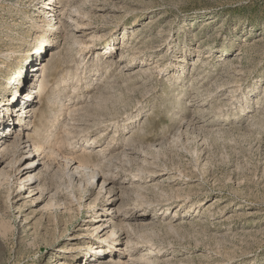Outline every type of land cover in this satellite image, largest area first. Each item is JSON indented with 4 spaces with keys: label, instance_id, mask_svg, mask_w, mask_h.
Wrapping results in <instances>:
<instances>
[{
    "label": "rangeland",
    "instance_id": "1",
    "mask_svg": "<svg viewBox=\"0 0 264 264\" xmlns=\"http://www.w3.org/2000/svg\"><path fill=\"white\" fill-rule=\"evenodd\" d=\"M39 1L0 0V108L22 121L18 91L35 100L52 192L21 188L33 155L1 160L0 264H264V0H52L53 23ZM61 156L87 166L74 190ZM116 211L113 251L95 228Z\"/></svg>",
    "mask_w": 264,
    "mask_h": 264
},
{
    "label": "bare ground",
    "instance_id": "2",
    "mask_svg": "<svg viewBox=\"0 0 264 264\" xmlns=\"http://www.w3.org/2000/svg\"><path fill=\"white\" fill-rule=\"evenodd\" d=\"M40 5H42V6L40 7ZM38 8H40V10H43L45 14L49 15V17L47 18V20H49L50 23H53V21H54L53 18L56 15L55 13L57 12V8L52 4V0H45V1H42V2L39 1V3L36 5L35 9L37 10ZM38 19H39V17L37 15H35V17L33 18V21H34L33 26H36L38 24ZM56 25H57V23H56ZM43 28L44 29H43L42 33H40V35L38 37L39 45L40 46L43 45V48H41V49L40 48H37V50H35L34 57H33V58H36L38 61L42 59V62L39 64L38 71L33 75V81L35 80V82H36V79H37V77L39 75V71L42 72V79L40 81V86H39V90H38V94L40 93V99L41 100H42V98L44 96V93L46 92L45 91V88L50 84V80H52L51 78H52L53 74H51L49 72L51 70H53V68H55L54 67V64L51 61V60H53L52 57H51L50 61H47L48 63L45 64V58L43 57V52L46 50L47 44H49L50 41H51L49 39V37L46 36V35H47V32H49L52 29H48L47 30V29H45V27H43ZM43 49H44V51H43ZM111 49H113V47ZM111 61H112V59H109L108 60V62H111ZM25 78H27V76ZM18 81H19V84H20L23 80L20 78ZM79 81H80V77L79 78L77 77L76 78V84H78ZM35 82L34 83L33 82H31V83L29 82L30 89L32 90L33 95L36 94L35 91L37 89ZM82 85H84V84H82ZM19 92L20 91H18V95L16 96V100H18V98H19L18 105H20V106H17V107H23L22 108V111H23L22 114H25V117L22 118V121H21L20 118L18 120H16V121L13 120L11 118V115L10 114L8 115V113H7L6 110L1 109L2 107L0 108V128L2 126V122H1L2 120H4V122H7L6 124H10L12 127H14V129L12 131L13 132L12 135L9 134V133H5V134L0 133V162H1V160H10L11 159L10 162H9V163L12 164L11 167H13V169L15 170V172L16 171L20 172L21 171V168L17 166V164L23 160V158L21 159V155H20L21 153L20 152L22 151L23 154H28V156L29 155L30 156L33 155V158L34 159L36 158V160H31L30 157H26V161H29V162L26 165L27 167L22 172V174L24 173V174H26L28 176H26L25 178H21L20 177V178H18V181L21 182V184H20L21 188L22 187L25 188V186H26V183L25 182L30 181L31 179H36V181L34 183H31V185L32 184H37L38 188L41 190V196H43L44 193H46V192H47V194H49V192H52V190H50L49 188H47L46 181L43 180L44 177L47 176V174H43L42 172L40 173V171L37 174L36 173L33 174V173L35 171H37V170L42 169V168L43 169L45 168V170L48 169V171H50V170L52 171V169L50 168V165L46 163V160H48L49 157H50V154H51L50 152L51 151H49V148L46 147V145L44 143L45 141H36L35 139H33L29 135V126L27 125V123H26V125H24V123L25 122H28L29 116L31 114L34 117H37L38 116L37 115V110L38 109H35V107H34L35 106L34 105L35 104L34 103L35 100L31 104L29 103L30 105H28L27 107H24L25 103H27V102H26L25 98H23V95L21 97V93L19 94ZM108 99L110 100V98H107V100ZM49 101L52 102V103L54 102L51 99ZM60 103H62V100L60 101ZM38 138H41V135H38ZM96 139L97 138H94L95 141H97ZM48 140H49V138H48ZM72 140H71V142H72ZM47 143H49V142H47ZM68 146H70V144ZM123 151L125 152L123 154L126 157V163H129V161L131 160V158L128 157L129 156V152H127L126 149L123 150ZM59 157H60V155H59ZM61 159H63L65 161V178L68 179V181H67L68 184L74 190L75 182H81L82 183L81 180L86 175V170H87L86 167L87 166L85 167V165H82V163H81L77 167H74L73 168L74 165H73V162L71 160L72 158L70 159L68 157L61 156ZM37 162L39 163L38 165H36ZM40 162H43V163L41 164ZM40 166H41V168H40ZM88 170H89V166H88ZM2 175H4V174H2ZM2 175L0 174V176H2ZM9 175H8V177H9ZM5 176H6V173H5ZM89 177L92 180H95V178H96V176L95 175H92V174H90ZM107 183H108V181H106V180H103L102 181L101 191H100L99 195L102 194V192H103V190L105 188V185ZM109 184H111V183H109ZM30 189H31V187H30ZM107 191H108V194H111V192H112L111 190H107ZM54 195H55V198H56L57 195H59V192L56 190V192L54 193ZM50 199L53 201V197L52 196L50 197ZM61 205L66 206V203H62V201H57L55 199V202H52V205L51 206L52 207H56V206H61ZM90 207L92 208L94 206L93 205H90ZM107 218H108V220H107ZM126 221L127 220L125 218H122L121 215H119V212L116 211L115 213H113L111 215L110 214L109 215H106V220H104V224L101 225V226H97L95 228V232L98 233L99 230L103 226H105L104 229L102 230V232H104L105 230H106V232H105L104 236H102L101 238L99 237V238H100V240H102L106 244H108V248L109 249H112L113 250L114 248H116L115 247V243L120 239V237H118V238H114V237L118 236V234L120 233V231H122V227H123L124 223H126ZM152 224L153 223L150 222L149 225H152ZM107 228H110V230H107ZM132 235L133 234H131V233H127L126 234V239H127L126 240V244H125L126 247H127L126 250L129 249L130 245H133V242L134 241L132 239ZM93 247H90V248H91V250L96 255L99 254V253H108L109 252V250H105V247L96 248L95 250L93 249ZM155 251H157V250H155ZM155 251L150 250V252H149V250H148L147 254L145 253L144 256L140 257L141 260H139V263L147 262L146 257L147 256H155L156 255L155 254L156 253ZM92 256L93 255H91L89 259H86V261L84 262V264H93L94 261H91L92 260L91 259ZM165 260L166 259H162V261L164 262V263L162 262V264H165V262H166Z\"/></svg>",
    "mask_w": 264,
    "mask_h": 264
}]
</instances>
